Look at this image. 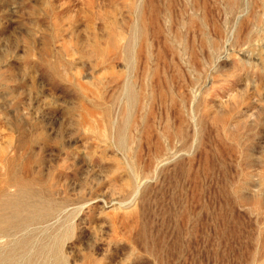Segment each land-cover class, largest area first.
Listing matches in <instances>:
<instances>
[{
    "label": "rangeland",
    "instance_id": "1",
    "mask_svg": "<svg viewBox=\"0 0 264 264\" xmlns=\"http://www.w3.org/2000/svg\"><path fill=\"white\" fill-rule=\"evenodd\" d=\"M2 152L0 264H264V0H0Z\"/></svg>",
    "mask_w": 264,
    "mask_h": 264
},
{
    "label": "bare ground",
    "instance_id": "2",
    "mask_svg": "<svg viewBox=\"0 0 264 264\" xmlns=\"http://www.w3.org/2000/svg\"><path fill=\"white\" fill-rule=\"evenodd\" d=\"M5 153H10V152L6 150ZM5 153L2 152L1 153L2 155L0 157V195L5 197V200L0 201V205L3 208H11L13 204V199L15 198L16 195L15 192L16 186H18L22 182H23L22 185H25V184L33 183V181H31L30 179L29 180L24 179V177H23L24 180L15 181V172L12 165L13 161L11 158H8L7 156L8 154L5 155ZM14 160L16 161L15 158ZM14 167H16V165H14ZM4 173L6 174L4 175ZM4 233H5L4 229L0 228V236H4L5 235Z\"/></svg>",
    "mask_w": 264,
    "mask_h": 264
}]
</instances>
